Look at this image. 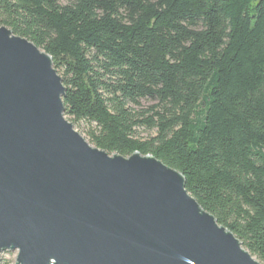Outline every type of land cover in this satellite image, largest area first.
<instances>
[{"label":"trees","instance_id":"obj_1","mask_svg":"<svg viewBox=\"0 0 264 264\" xmlns=\"http://www.w3.org/2000/svg\"><path fill=\"white\" fill-rule=\"evenodd\" d=\"M0 26L52 56L93 145L183 173L264 264V0H0Z\"/></svg>","mask_w":264,"mask_h":264},{"label":"water","instance_id":"obj_2","mask_svg":"<svg viewBox=\"0 0 264 264\" xmlns=\"http://www.w3.org/2000/svg\"><path fill=\"white\" fill-rule=\"evenodd\" d=\"M53 58L0 26V264H262L151 154L89 143Z\"/></svg>","mask_w":264,"mask_h":264},{"label":"rangeland","instance_id":"obj_3","mask_svg":"<svg viewBox=\"0 0 264 264\" xmlns=\"http://www.w3.org/2000/svg\"><path fill=\"white\" fill-rule=\"evenodd\" d=\"M43 50V49H42ZM155 102L150 101V100H143L141 102V107L140 108H147L151 105H153ZM66 118L69 120V117L66 116ZM70 121V120H69ZM75 129L79 131L85 139L90 142V137L88 136L87 131L90 128V125L86 121H81L79 123H73ZM157 133L156 129H148L146 127H139L137 130V134L142 138V139H149L153 136H155ZM92 144V143H91ZM93 145V144H92ZM18 256V250H8L3 254V264H15L16 259ZM255 257V256H254ZM258 259L257 257H255ZM259 260V259H258ZM260 261V260H259ZM261 262V261H260ZM262 263V262H261ZM263 264V263H262Z\"/></svg>","mask_w":264,"mask_h":264}]
</instances>
